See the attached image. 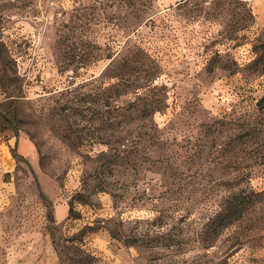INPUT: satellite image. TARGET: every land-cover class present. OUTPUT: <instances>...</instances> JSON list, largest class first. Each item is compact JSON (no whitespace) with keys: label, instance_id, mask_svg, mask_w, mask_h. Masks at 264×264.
<instances>
[{"label":"rangeland","instance_id":"1","mask_svg":"<svg viewBox=\"0 0 264 264\" xmlns=\"http://www.w3.org/2000/svg\"><path fill=\"white\" fill-rule=\"evenodd\" d=\"M263 12L0 0V264H264Z\"/></svg>","mask_w":264,"mask_h":264},{"label":"trees","instance_id":"2","mask_svg":"<svg viewBox=\"0 0 264 264\" xmlns=\"http://www.w3.org/2000/svg\"><path fill=\"white\" fill-rule=\"evenodd\" d=\"M253 47L256 52V56L250 63V66L253 70H257L258 72L264 73V39L259 40V42L255 43ZM217 216L213 219V222H215ZM231 221L232 220L230 218L229 212L222 215L221 219L215 224L217 232L220 231L221 227L226 226Z\"/></svg>","mask_w":264,"mask_h":264},{"label":"crops","instance_id":"3","mask_svg":"<svg viewBox=\"0 0 264 264\" xmlns=\"http://www.w3.org/2000/svg\"><path fill=\"white\" fill-rule=\"evenodd\" d=\"M258 19L264 20V12L261 14H258ZM31 149V144L28 140L23 139L21 144H20V151L22 154H27L29 150ZM68 204L65 201H58L55 205V210H54V215H55V220L57 222H63L67 219L68 217Z\"/></svg>","mask_w":264,"mask_h":264}]
</instances>
